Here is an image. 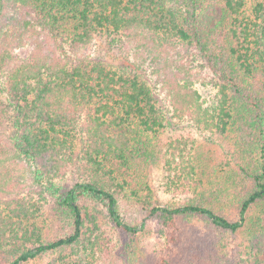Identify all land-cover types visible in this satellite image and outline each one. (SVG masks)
<instances>
[{
  "label": "trees",
  "instance_id": "obj_1",
  "mask_svg": "<svg viewBox=\"0 0 264 264\" xmlns=\"http://www.w3.org/2000/svg\"><path fill=\"white\" fill-rule=\"evenodd\" d=\"M116 247L264 264V0H0V264Z\"/></svg>",
  "mask_w": 264,
  "mask_h": 264
},
{
  "label": "rangeland",
  "instance_id": "obj_2",
  "mask_svg": "<svg viewBox=\"0 0 264 264\" xmlns=\"http://www.w3.org/2000/svg\"><path fill=\"white\" fill-rule=\"evenodd\" d=\"M15 52L20 56H26L27 53L29 52V47L25 46L23 48L16 49ZM197 87H198L199 91L201 92V94H203V95L206 94L207 90H205L200 85H197ZM212 157L215 160V153L214 152H213ZM199 164L201 166L206 165L208 167L209 171H211V151L207 155L202 156V158L199 161ZM121 212H122L123 217L128 221H131V220L132 221H138L144 216L143 214L137 215V216L133 215V214H131L133 211H131V210L127 211L124 207H122ZM144 221L146 223V229L144 230L142 235L137 239L138 240V247L142 248V249L149 247L150 245L154 244L155 241L157 240L156 232L154 229V227H156V220L154 218H147ZM103 224L107 227V229L109 231V235L112 239V242L115 243L116 245L121 243L123 236L121 234H119L109 223H107L106 220H103ZM116 249H117V247L115 249H113V251H111L110 254L105 255L100 260V264H122L123 263L122 260L119 259V257L117 258L118 253H114V251Z\"/></svg>",
  "mask_w": 264,
  "mask_h": 264
}]
</instances>
